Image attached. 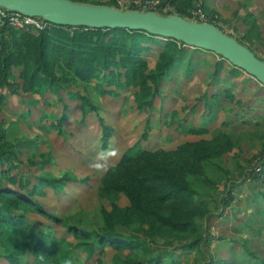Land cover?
<instances>
[{
    "label": "trees",
    "instance_id": "1",
    "mask_svg": "<svg viewBox=\"0 0 264 264\" xmlns=\"http://www.w3.org/2000/svg\"><path fill=\"white\" fill-rule=\"evenodd\" d=\"M79 1L119 5L117 0ZM196 1L170 0V3L176 13L192 17L198 8ZM202 7L208 13L205 3ZM256 28L254 23L250 33ZM162 40L165 39L144 30L53 23L36 30L6 22L0 26V105L8 99L6 91L12 95L48 91L60 94L65 88L81 83L89 85L96 80L91 91L120 96L113 86L118 89L133 86L138 88L135 93L138 107L152 108L163 79L176 69L184 51L183 42L168 38L155 67L150 69L143 52L151 47L143 43ZM71 95H79L84 114L97 109L90 97L80 93ZM30 112L24 110L22 116ZM173 114L177 116L178 112ZM59 123L57 127L61 129ZM112 130L103 126L105 148ZM188 131L204 134L208 130L204 126L190 127ZM7 134V131L0 134V259L9 264H84L82 253L92 259L102 255L106 247L117 251L112 264H178L176 259L164 258L166 254L172 255L166 247L201 250L209 246L214 237L206 223L208 218L234 199L231 184L235 179L217 159L233 150L236 142L231 132L219 130L211 139L186 142L172 150L146 149L138 144L101 178V196L110 203V208L101 206L72 216L50 213L36 196H46L47 188L65 192L67 183L76 179L68 174L58 177L45 173L32 180L21 172L15 173L23 161L17 145L9 141ZM42 156L32 163L45 167L55 161L49 154ZM262 160L259 171H246V179L257 181L264 177V157ZM221 183H224L223 194L218 189ZM259 193L264 195V190ZM122 195L129 202L125 206L119 203ZM205 196H210L218 206L212 208L203 200ZM30 213L50 224L45 229L38 227L30 221ZM55 225L64 227L75 241L69 235L58 236ZM161 245L166 249L157 252ZM245 247L252 258L247 257L246 264H264L261 256L246 244ZM97 261L105 264L101 257ZM204 264L229 262L217 258Z\"/></svg>",
    "mask_w": 264,
    "mask_h": 264
},
{
    "label": "rangeland",
    "instance_id": "2",
    "mask_svg": "<svg viewBox=\"0 0 264 264\" xmlns=\"http://www.w3.org/2000/svg\"><path fill=\"white\" fill-rule=\"evenodd\" d=\"M109 1L103 0L104 3ZM117 2L118 6H110L154 11L164 16L178 14L170 0ZM204 3L208 13L202 7ZM196 4L198 8L193 11L194 15L187 19L215 24L264 60V0H198ZM254 23L257 30L250 33ZM165 40L143 43L151 47L143 52L150 69L155 67ZM182 46L184 51L179 65L163 79L152 108L138 107L135 101L138 88L133 86L123 89L113 86L120 96L105 94L102 90L91 91L96 80L89 85L81 83L65 88L60 94L48 91L12 95L6 91L8 99L0 105V134L7 131L9 141L17 145L23 161L21 169L14 172H21L32 180L45 173L74 177L76 181L68 182L65 192L47 188V195L36 196V199L41 200L50 213L61 216L86 214L101 206L110 208V203L101 196L100 181L129 149L139 144L146 149L172 150L186 142L211 139L219 130L229 131L236 146L217 159V163L235 179L231 184L234 185L231 191L234 199L208 218L206 223L214 237L212 242L201 250L166 247L172 255L166 254L164 258L176 259L178 264H204L217 258L225 259L229 264H246L247 257L252 259L246 253V244L264 259V195L259 193L264 190V177L250 181L245 175L252 169L259 171L264 157V84L222 55L185 43ZM71 93L90 97L97 109L84 114L79 95L72 96ZM214 96L217 97L212 100ZM24 101L35 102L26 104ZM24 110L31 112L22 116ZM174 111L178 112L177 116ZM172 122L174 124L169 126ZM58 123L61 129L57 127ZM104 125L113 129L106 148L102 140ZM204 126L208 130L204 134L188 131L190 127ZM44 154H49L55 161L45 167L32 163V160H41ZM1 181L7 184L6 180ZM223 184L218 186L220 194L224 193ZM203 200L212 208L218 206L210 196ZM119 203L125 206L129 202L122 195ZM28 217L40 228L45 229L46 224H50L34 213ZM55 231L58 236L69 235L59 225H55ZM166 248L161 245L156 251L162 252ZM116 254L111 247H106L102 255L92 259L82 253L84 264H98L99 257L105 264H112ZM0 264L9 263L0 259Z\"/></svg>",
    "mask_w": 264,
    "mask_h": 264
},
{
    "label": "water",
    "instance_id": "3",
    "mask_svg": "<svg viewBox=\"0 0 264 264\" xmlns=\"http://www.w3.org/2000/svg\"><path fill=\"white\" fill-rule=\"evenodd\" d=\"M0 7L57 25L144 30L175 39L222 55L264 84V60L213 23L192 21L180 14L164 16L154 11L122 10L74 0H0Z\"/></svg>",
    "mask_w": 264,
    "mask_h": 264
},
{
    "label": "built area",
    "instance_id": "4",
    "mask_svg": "<svg viewBox=\"0 0 264 264\" xmlns=\"http://www.w3.org/2000/svg\"><path fill=\"white\" fill-rule=\"evenodd\" d=\"M9 22L15 27L29 26L36 30L45 29L50 23L41 17H33L24 15L18 11H11L6 8L0 7V26Z\"/></svg>",
    "mask_w": 264,
    "mask_h": 264
}]
</instances>
